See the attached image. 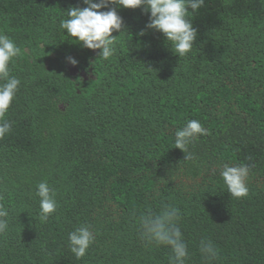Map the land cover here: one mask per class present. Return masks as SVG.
Returning a JSON list of instances; mask_svg holds the SVG:
<instances>
[{
	"label": "trees",
	"instance_id": "trees-1",
	"mask_svg": "<svg viewBox=\"0 0 264 264\" xmlns=\"http://www.w3.org/2000/svg\"><path fill=\"white\" fill-rule=\"evenodd\" d=\"M73 6L85 5L0 0V31L21 49L22 79L6 117L12 131L0 139L9 211L0 264H169L170 249L146 247L138 226L142 211L164 203L181 209L188 264H205L202 239L219 249L215 264H264V0H205L183 57L160 32L138 35L143 9H118L128 33L107 61L61 29ZM192 119L208 129L189 146L195 163L173 140ZM224 163L253 165L246 197L227 192ZM42 181L58 204L46 221L35 195ZM84 224L96 239L77 260L68 234Z\"/></svg>",
	"mask_w": 264,
	"mask_h": 264
},
{
	"label": "clouds",
	"instance_id": "clouds-1",
	"mask_svg": "<svg viewBox=\"0 0 264 264\" xmlns=\"http://www.w3.org/2000/svg\"><path fill=\"white\" fill-rule=\"evenodd\" d=\"M83 4L84 7L73 6L65 10L60 27L82 48L99 50V58L107 61L117 52L118 37L128 33L118 9H143L149 14V21L138 35L143 37L148 30L160 32L172 52L183 57L193 49L197 40L198 29L193 19L194 14L204 7L205 0H83ZM114 32L120 35H113ZM20 54L21 49L16 42L0 31V139L11 133L14 123L6 117L22 83V79L14 74L15 59ZM66 59L72 66L79 63L71 56ZM207 133L208 129L195 119L188 120L175 131L174 145L183 150L184 161L197 162L198 157L189 150V146L200 135ZM252 167L247 163H224L220 167L223 185L232 197L242 198L249 194L248 180ZM35 195L39 198L40 219L46 221L57 209L56 192L47 181H42L37 184ZM8 217V209L0 203V233L8 230ZM181 220V209L173 203H164L157 211L148 208L138 217L139 238L146 247L169 248V264H188L191 254L184 239ZM95 239L92 226L81 225L68 234L69 250L79 260L85 257ZM199 252L205 264H215L220 256L219 249L207 239L199 242Z\"/></svg>",
	"mask_w": 264,
	"mask_h": 264
}]
</instances>
